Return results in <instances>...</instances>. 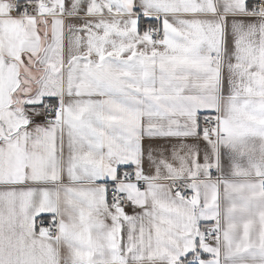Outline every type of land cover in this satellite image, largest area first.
Returning <instances> with one entry per match:
<instances>
[{
	"label": "snow or ice",
	"instance_id": "6c2138e0",
	"mask_svg": "<svg viewBox=\"0 0 264 264\" xmlns=\"http://www.w3.org/2000/svg\"><path fill=\"white\" fill-rule=\"evenodd\" d=\"M0 264H264V0H0Z\"/></svg>",
	"mask_w": 264,
	"mask_h": 264
}]
</instances>
